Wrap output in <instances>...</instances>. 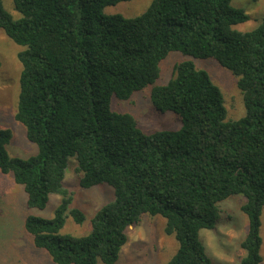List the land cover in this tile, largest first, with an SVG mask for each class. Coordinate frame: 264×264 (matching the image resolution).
<instances>
[{"label":"trees","instance_id":"obj_1","mask_svg":"<svg viewBox=\"0 0 264 264\" xmlns=\"http://www.w3.org/2000/svg\"><path fill=\"white\" fill-rule=\"evenodd\" d=\"M131 0H13V19L0 0V30L23 47L15 120L37 152L11 157L0 129V172L11 174L29 209L60 197L53 217L29 215L24 228L54 264H117L126 230L144 215L164 219L177 249L166 264H213L200 239L220 221V203L244 198L248 228L239 264H260L264 208V16L251 31L230 0H152L139 16L106 15ZM170 52L211 59L236 79L245 114L226 121L220 90L191 61L176 64L156 85ZM150 86V102L180 118L177 131L143 133L132 115L111 110ZM75 159L82 189L105 184L113 199L91 219L87 235L62 234L72 207L63 180Z\"/></svg>","mask_w":264,"mask_h":264},{"label":"rangeland","instance_id":"obj_2","mask_svg":"<svg viewBox=\"0 0 264 264\" xmlns=\"http://www.w3.org/2000/svg\"><path fill=\"white\" fill-rule=\"evenodd\" d=\"M152 0L120 2L104 9L106 15H121L134 18L141 15ZM232 7L244 10L248 19L234 26L239 32L253 30L264 16V0H230ZM1 6L13 19L20 17L14 9L13 0H1ZM23 50L0 30V129L11 132L7 145L11 157L28 158L37 152L35 144L27 141L25 128L15 120L21 64L17 58ZM191 61L195 68L205 71L217 86L223 98L226 121H235L245 114L243 98L237 87V79L211 59H195L178 52H170L161 61L156 85L167 83L176 64ZM150 86L136 92L129 100L111 99V110L130 114L138 128L145 134L160 131H177L181 128L178 115L173 112H158L150 102ZM75 159L68 160L64 187L72 197V207L85 217L82 224L67 218L62 234L84 236L90 232L94 213L113 199V190L105 185L82 189L78 185ZM60 197L52 195L43 210L29 209L26 195L11 174L0 172V264H54L42 250L34 247L32 238L24 228L27 216L49 219L57 208ZM244 198L231 196L220 203V221L214 230H203L200 239L213 264H239L242 251L240 243L248 228L247 217L241 211ZM260 254L264 264V208L260 217ZM165 221L160 216L144 215L136 225L127 228L125 245L121 248L117 264H166L174 255L177 244L173 236L164 232Z\"/></svg>","mask_w":264,"mask_h":264}]
</instances>
